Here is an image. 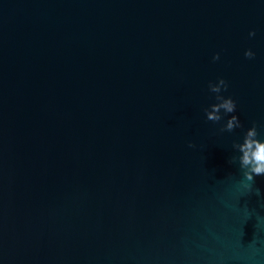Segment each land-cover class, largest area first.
Masks as SVG:
<instances>
[{"label":"water","instance_id":"95a60500","mask_svg":"<svg viewBox=\"0 0 264 264\" xmlns=\"http://www.w3.org/2000/svg\"><path fill=\"white\" fill-rule=\"evenodd\" d=\"M246 138L264 0H0V264H264Z\"/></svg>","mask_w":264,"mask_h":264},{"label":"clouds","instance_id":"9594fccd","mask_svg":"<svg viewBox=\"0 0 264 264\" xmlns=\"http://www.w3.org/2000/svg\"><path fill=\"white\" fill-rule=\"evenodd\" d=\"M254 34V33H253ZM248 56H252L253 54L251 52L246 53ZM225 81L221 80V84H224ZM215 91H218L219 89H214ZM224 107L228 112H232L235 110V103L229 99L223 103V105L214 106V112L219 110V107ZM214 112L208 114L209 119H217V117L214 115ZM235 123H238V118L233 117L232 120L229 122V129L233 127ZM256 131L255 128L251 129L248 133V137H255ZM190 147H194V145H189ZM241 151L244 152V155L242 157V167H249L250 170L246 173V178L249 181L255 180L256 176H262L264 175V143H261L260 141H252L246 138L245 144L241 147ZM259 192V189H257V193Z\"/></svg>","mask_w":264,"mask_h":264}]
</instances>
